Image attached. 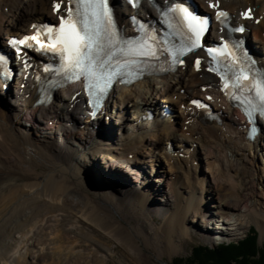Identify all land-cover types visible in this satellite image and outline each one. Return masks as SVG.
I'll use <instances>...</instances> for the list:
<instances>
[{"label":"bare ground","instance_id":"6f19581e","mask_svg":"<svg viewBox=\"0 0 264 264\" xmlns=\"http://www.w3.org/2000/svg\"><path fill=\"white\" fill-rule=\"evenodd\" d=\"M115 1L128 32L124 3ZM193 1L203 8L205 1H217L231 12L233 20L239 18L240 11L251 8L260 21L256 25L246 22L247 32L254 40L253 52L264 67V0ZM56 2L62 4L65 0ZM53 3L0 0L1 47L32 23L54 18ZM150 6L143 4L140 13L154 15ZM215 35L216 30H212L209 38ZM36 64L39 62L32 56L21 66L25 73L15 79L13 87L10 84L8 91H2L0 84V264H10V258L14 264H28L27 249L16 259L12 256L37 230L52 228L60 214L63 219H79L97 229L103 237L117 242L137 264H155L144 252L148 248L155 251L156 259L177 253L189 236V217L204 218L201 221L206 231L203 227L200 231L207 238H211L210 230H217L216 223L221 222V229L235 226L239 213L264 230V210L256 206L264 199L260 181L262 178L264 182V123L258 137L247 141L243 119L222 101L217 80L204 67L187 64L165 76H150L129 87H116L109 95L103 117L92 119L75 85L56 92L50 105L33 109L36 87L27 72L35 73ZM193 96L207 98L219 111L220 123L202 121L189 104ZM163 105L173 110L171 116L139 121L147 110L158 113ZM128 113L133 117L131 122L126 118ZM102 138L104 142L98 140ZM99 155H104L101 160L107 166L105 171L111 174L104 179L93 166ZM202 163L204 169L200 168ZM145 164H150L149 171ZM155 166L162 167L155 171L160 176L155 182H163L158 187L147 182ZM166 167L168 170L160 175ZM125 172L135 173V181ZM118 177L125 180L124 187L115 185ZM133 184L151 193L147 195ZM240 190L245 191L244 197ZM156 193L166 200L158 201ZM214 200L215 204L210 205ZM152 208L157 209L149 212ZM151 214L161 215L163 222L156 226ZM216 218L219 220L214 224ZM239 225L217 234L228 236L239 231ZM74 234L72 239L62 235L65 244L62 241L63 245H56L51 256L37 254L31 258H36L35 264H109L107 246L94 244L92 238L90 244H84L82 235ZM80 246L87 250L91 246L94 251L72 257V251ZM56 252L65 253V258H55ZM98 253L108 257L98 258Z\"/></svg>","mask_w":264,"mask_h":264},{"label":"rangeland","instance_id":"374dc122","mask_svg":"<svg viewBox=\"0 0 264 264\" xmlns=\"http://www.w3.org/2000/svg\"><path fill=\"white\" fill-rule=\"evenodd\" d=\"M126 116H127V118H131L130 114H127ZM129 126H130V124H129ZM98 140L100 142H104V138L98 139ZM260 148L262 149V147H260ZM260 155H261V153L258 152V157ZM103 156L102 155L97 156L96 164L93 165V166L98 168L97 169V174L101 173L100 176L104 179L105 176H108V175H111V174L109 172H106L107 171V166L104 164L105 162L102 161L104 159ZM101 161H102V163L99 165V163ZM149 165L150 164H148V165L145 164V168L148 167V171L151 169L149 167ZM135 168H136V172L139 173L137 167H135ZM135 168H134V170H135ZM200 168L204 169V164L203 163H202V165H200ZM153 169L154 170H152V175L149 176V180L147 182H149V181L152 182V184H154V186L156 184L157 185L156 187H158V185L162 186L163 185L162 181L160 183L155 182V180H158L160 178L159 174H155V171H156V169L157 170H162V167L161 166H158V167L155 166ZM167 170H168L167 167L164 168V170L161 171L162 174H160V175H163L164 172L167 171ZM198 170L200 171V169H198ZM125 174H126V172H125ZM133 174H135V173L126 174V175L130 176V179L132 178V180L135 181L136 176L133 175ZM139 175H138V178H140V176H141V175L140 176ZM207 176H208V174H205V177H207ZM142 178L144 179L145 175H144V177H141L140 179H142ZM88 180H90L91 182L95 183V181H93L91 179H88ZM108 180H112V179H108ZM260 181L262 182L261 186L264 189V182H263L262 178H260ZM125 184H126L125 180L123 178H121V177H118L117 178V182H116L115 185H118L119 187H121V186L124 187L123 185H125ZM133 186L136 189H138V190H140L142 192H145L147 195H149V193H151L150 190L143 189V187L138 185V184H133ZM259 189H261V188L259 187ZM263 192H264V190H263ZM244 193H245V191H241V190L239 191V194H240L241 197H244L243 196V195H245ZM250 193H251V191H250ZM155 196H157L156 198H158V201L160 200V202H162V203L164 202V200H166L165 197H162V195H158V193H156ZM153 197H154V195H152V198ZM252 198H254L253 195H252ZM214 202H215V200L210 202V205L215 204ZM256 204H257L256 205L257 208H259L261 210H264V199H262V200L260 199L259 201L256 202ZM158 207H160V206H157V208ZM157 208H152V209L149 210V212H153ZM62 217H63V215H62ZM62 217H61V214H60L58 219H57L59 221L57 222V220H55V222H54L55 224L52 223L55 227L53 226L52 228H47V229L45 227H42L41 229L37 230L36 233L33 236H31L29 240H27V242H25V243H23V245H21L22 246L21 248L17 249L19 251H17V253L14 256H12V258H15V259L18 258V256L21 255V254L23 255V253H25V251L27 249V254H26L27 263L28 264L29 263L35 264L36 258H34V259L31 258V257H33V255L36 256L37 254H40V255H45V256H48V257L51 256L55 252L54 249H55L56 245L65 244V241H64V239H65L64 237L65 236L67 238L72 239L74 237V235H75L74 233L76 232V233L82 235L83 238L81 239V241L84 244H87V243L90 244L89 240H90V238H92V240H93L92 242L94 244L100 243L102 245H105V247L107 246L109 248V250H110V253H109L110 256L108 257L105 253H98L97 256H98V258H101V259H106L107 257L110 258L109 264H137L135 262V260H133L127 254V252H125V250L121 246H119L117 244V242H114L113 240H110V239H108L106 237H103L102 234L100 232H98L97 229L93 228L92 226L86 224L83 221H80L79 219H75V218H72V217L69 219L66 216L63 219ZM151 217H152V220H153V222H154V224L156 226H158L160 223L163 222L162 219H161V215H159V214H151ZM202 219L204 220V218H202ZM202 219L200 218V215L198 217H196L195 219H193L192 217H189V221H190V224H188L189 236L186 237L184 239V241L180 244L181 246L179 247V250L177 251V253L173 254L171 257H169V255H162L160 258L156 259L155 258L156 253L151 248L145 249L144 252H146V254L150 257V259L155 264H175V263H177L178 260L185 261L190 256L192 248L197 246V245H203V246L206 245V246H209V247H215L216 245H218V244H216L215 239H220V238H221V240H224V241H238L242 237H244V235L248 234L251 228H255L257 233H258V243L262 244L263 241H264V230L259 229L258 226L255 223L249 221V219L247 217L245 218V216H243L242 213H239L238 216H236V219L238 221L235 222V226H227V225H225L224 226L225 228H222V229L219 227L220 226L219 224L221 222L216 223L219 220V218H218V220L216 218V221H214V224L216 223V227L215 228H217L218 230H216V231L215 230H210L209 237H211V238L205 237L204 234L200 231V229L202 227H203L204 231H206L205 224L201 221ZM223 223H225V222L223 221ZM230 223H234V220L232 222H230ZM63 224H65V225H63ZM236 224L237 225L240 224L239 225V228H240L239 231L231 232V233H229L228 236H223V235H221V236L219 235L218 236L217 231L219 232V231L224 230V229L226 231L227 230L226 226L229 227V228L237 227ZM60 225H63V226H60ZM72 229L73 230L74 229H78V230L73 231L74 233L73 232H69V230L72 231ZM62 235H64V237ZM101 237H102V239H101ZM80 247H76L72 251V254H71L72 257L73 256H77V255H83V253L87 250L84 247H81V248ZM89 250L90 251H94L93 247H91V246H88V250L87 251H89ZM60 253L58 254L56 252V255L54 254V257L55 258L56 257H60L63 260V257L65 258L66 254L62 253V252H60ZM90 255H92V254H90ZM90 255H88V256H90ZM8 260H9L8 263L14 264L13 263L14 262L13 259L10 258ZM19 261H22V258H20Z\"/></svg>","mask_w":264,"mask_h":264},{"label":"snow or ice","instance_id":"6c2138e0","mask_svg":"<svg viewBox=\"0 0 264 264\" xmlns=\"http://www.w3.org/2000/svg\"><path fill=\"white\" fill-rule=\"evenodd\" d=\"M73 2H75V0H73ZM79 3L84 6L83 19L75 20L70 14L67 18L62 17L60 26L55 29L45 26L49 36V43L41 44V47L51 48L54 51L64 53L69 69H77L81 74L95 76L96 70H103L107 63L106 61H98L94 53L102 51L100 22L106 21L107 25L112 24L111 10L109 9L108 0H79ZM53 8L55 11L60 12L62 10L61 3L54 0ZM180 11L188 21L189 29L196 37L198 46L199 37L203 31L201 24L206 23V21H199V19L189 13L187 9L182 8ZM71 12L72 9L70 8L69 13ZM76 15H80L79 11ZM89 15H91L92 18L91 21L89 20ZM226 15L227 14L224 12L218 13V17ZM237 30L242 31L243 29ZM28 40H33L37 43L40 42L39 36L34 35L25 37L22 40L16 41V43L24 45ZM108 43L110 45H115L117 43L114 32L109 35ZM119 51L123 52L125 55H148L147 52L139 48H133L131 44L128 45L127 49L121 48ZM210 51L213 50L210 49ZM111 55L114 56L115 53ZM3 59V57H0V61ZM125 63H128V61H125ZM198 63L197 61V64ZM113 75H115V73H113ZM101 91H103V89H101ZM257 94L260 96L261 101H264V89H259Z\"/></svg>","mask_w":264,"mask_h":264},{"label":"trees","instance_id":"16d2710c","mask_svg":"<svg viewBox=\"0 0 264 264\" xmlns=\"http://www.w3.org/2000/svg\"><path fill=\"white\" fill-rule=\"evenodd\" d=\"M175 264H264V241L258 243V233L251 228L242 239L213 248L197 245L190 256Z\"/></svg>","mask_w":264,"mask_h":264}]
</instances>
